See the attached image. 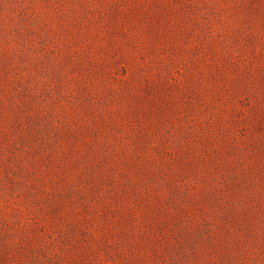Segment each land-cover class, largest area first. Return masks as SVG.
Segmentation results:
<instances>
[{
	"label": "rangeland",
	"instance_id": "374dc122",
	"mask_svg": "<svg viewBox=\"0 0 264 264\" xmlns=\"http://www.w3.org/2000/svg\"><path fill=\"white\" fill-rule=\"evenodd\" d=\"M0 264H264V0H0Z\"/></svg>",
	"mask_w": 264,
	"mask_h": 264
}]
</instances>
